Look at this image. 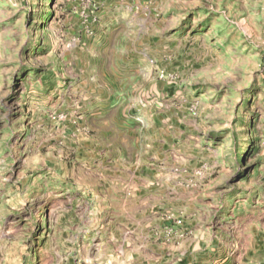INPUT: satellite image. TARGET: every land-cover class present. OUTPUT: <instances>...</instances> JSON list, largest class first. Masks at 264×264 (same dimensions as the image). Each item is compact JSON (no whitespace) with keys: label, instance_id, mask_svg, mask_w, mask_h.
<instances>
[{"label":"rangeland","instance_id":"obj_1","mask_svg":"<svg viewBox=\"0 0 264 264\" xmlns=\"http://www.w3.org/2000/svg\"><path fill=\"white\" fill-rule=\"evenodd\" d=\"M0 264H264V0H0Z\"/></svg>","mask_w":264,"mask_h":264}]
</instances>
